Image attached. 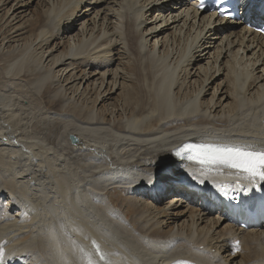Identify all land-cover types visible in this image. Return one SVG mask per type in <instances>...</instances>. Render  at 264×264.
<instances>
[{"label":"bare ground","instance_id":"bare-ground-1","mask_svg":"<svg viewBox=\"0 0 264 264\" xmlns=\"http://www.w3.org/2000/svg\"><path fill=\"white\" fill-rule=\"evenodd\" d=\"M29 1L0 0V264H84L93 239L111 264H264V213L242 229L220 201L264 184L174 155L264 148L255 0L235 26L195 0Z\"/></svg>","mask_w":264,"mask_h":264},{"label":"snow or ice","instance_id":"snow-or-ice-1","mask_svg":"<svg viewBox=\"0 0 264 264\" xmlns=\"http://www.w3.org/2000/svg\"><path fill=\"white\" fill-rule=\"evenodd\" d=\"M233 8L236 10L247 9L249 0H232ZM227 11V10H225ZM189 153L186 159L204 170L231 169L242 176L245 180L251 182L254 186L257 181L264 184V148L254 145H234L222 143H197L184 146ZM174 155L181 156L183 153L177 150ZM159 174L161 178H167L170 165L161 158L158 161ZM156 175L153 174L155 182ZM76 245L75 241H72ZM92 252H88L83 246H78L83 254L84 264H111L108 254L105 253L96 240L91 241ZM93 252L98 261L92 258ZM2 255V253H0ZM174 264H188L187 261H175Z\"/></svg>","mask_w":264,"mask_h":264},{"label":"rangeland","instance_id":"rangeland-1","mask_svg":"<svg viewBox=\"0 0 264 264\" xmlns=\"http://www.w3.org/2000/svg\"><path fill=\"white\" fill-rule=\"evenodd\" d=\"M31 1H32V0H30L29 3H31ZM36 2H37V1L32 2V3L30 4V7H29L28 11L26 12V15H29V16H32V17H33L34 12H35L34 10L37 8V7H36ZM86 5H87V3H86ZM86 5L84 4V6H86ZM33 11H34V12H33ZM1 17H2V16H1V13H0V26H1L2 23H3V22H1V21H2V20H1ZM17 21H18V20H17ZM151 43H152V41H151ZM117 63H118V62L115 63V66L117 65ZM127 70H128V69H127ZM128 71H129V70H128ZM211 91H212V90H210V92H211ZM99 107H100V106H99ZM99 107H98V108H99ZM166 201H167V202H168V201L170 202V198H169L168 200L166 199ZM215 215H216V214H215Z\"/></svg>","mask_w":264,"mask_h":264},{"label":"water","instance_id":"water-1","mask_svg":"<svg viewBox=\"0 0 264 264\" xmlns=\"http://www.w3.org/2000/svg\"><path fill=\"white\" fill-rule=\"evenodd\" d=\"M70 138L73 142H76V139L73 136H71Z\"/></svg>","mask_w":264,"mask_h":264}]
</instances>
